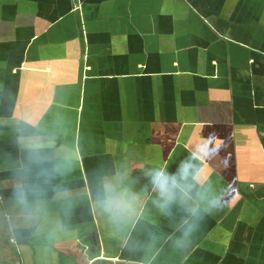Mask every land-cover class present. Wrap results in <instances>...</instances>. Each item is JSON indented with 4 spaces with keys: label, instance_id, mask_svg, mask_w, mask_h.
Segmentation results:
<instances>
[{
    "label": "crops",
    "instance_id": "0c3cea01",
    "mask_svg": "<svg viewBox=\"0 0 264 264\" xmlns=\"http://www.w3.org/2000/svg\"><path fill=\"white\" fill-rule=\"evenodd\" d=\"M0 264H264V0H0Z\"/></svg>",
    "mask_w": 264,
    "mask_h": 264
},
{
    "label": "water",
    "instance_id": "95a60500",
    "mask_svg": "<svg viewBox=\"0 0 264 264\" xmlns=\"http://www.w3.org/2000/svg\"><path fill=\"white\" fill-rule=\"evenodd\" d=\"M94 244H95V246H97V242L96 241L94 242Z\"/></svg>",
    "mask_w": 264,
    "mask_h": 264
}]
</instances>
